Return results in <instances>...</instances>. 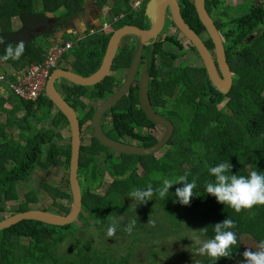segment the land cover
<instances>
[{
    "label": "trees",
    "instance_id": "16d2710c",
    "mask_svg": "<svg viewBox=\"0 0 264 264\" xmlns=\"http://www.w3.org/2000/svg\"><path fill=\"white\" fill-rule=\"evenodd\" d=\"M38 1L41 3L40 7ZM148 1L145 0L140 8L132 9L129 0H115L111 9L113 18L122 14L124 17L116 22L110 20L114 30L125 26L148 30L151 27L150 20L145 15ZM241 1L236 9H226L214 19L224 41L232 75V87L228 95L214 87L205 68H187L182 74H178L173 65L179 55L173 53L172 49H164L167 42L178 45L175 38L166 36L154 53L152 47L147 50L148 55L156 56L157 53L161 60L160 70L152 73L151 102L155 107H162L164 117L174 126L173 137L164 147L166 153L162 158L155 155L137 157L120 154L119 161L114 163L113 152L97 141L80 149L78 182L82 199L81 211L89 214L93 221L100 220L103 218L101 216H104L105 221L106 216L125 211L129 207L128 202L133 199L129 194L134 189L146 190L149 184L155 189L162 185L164 178L175 181L184 174H187L189 182L195 180V195L188 206L181 205L175 196V189L182 187V184L173 185L165 198L154 196L149 202L153 209L164 211L168 216L192 218V225L200 220V233L204 240L214 237V224L226 218L234 221L236 227L231 230L237 233L238 243L232 249V255L218 260L204 255L197 260L199 264H243L241 239L249 238L257 245L264 241V206H254L250 211L237 213L227 204L218 203L214 196L205 191V185L215 179L210 175L209 169L222 162L232 164V172L237 175L248 176L253 170L264 172V0ZM178 2L187 24L199 35L206 33L194 0ZM83 3L84 0H0V35L5 38V43L0 45V69L8 64L19 72L42 63L46 55L45 47L39 42L48 39L46 33L49 30H46L45 35L40 32L36 41L25 44V51L19 60L3 59L6 46L12 44L15 47L21 40L20 33L12 30V19L29 23L30 29L35 28L31 27L33 22L38 23L39 27H45L49 21L47 14H53L55 22L57 19L63 20L78 13ZM217 3L218 0H206V8L211 16V6ZM111 37L112 34L100 37L87 35L78 42L75 38H69L71 42H77L72 49L76 56L73 63L76 74L89 77L96 72ZM207 43L210 48H214L210 39ZM122 51L125 54L126 48ZM118 65L121 67L119 63ZM156 67L154 62L153 71ZM112 86L111 79L107 78L100 86L94 87L89 95L82 92L84 88L78 87L65 94L71 98L68 104L74 110L82 112L84 106L79 102V97L108 98L112 95ZM62 88L64 92L70 91L67 86L62 85ZM131 97L133 100L137 95ZM132 100L125 99L119 105V111H113L108 122L116 124L118 138L129 135L128 137H135V141L140 140L144 148L154 147L159 142L154 136H134V128H151L154 123L148 121L142 111L139 115H134V111L129 110ZM224 102L225 110H219L218 107ZM7 103L11 110L4 108ZM37 104H42L49 111V118L48 113L42 115L41 109H35L34 104L11 96L6 101L0 99V113L6 117L5 123L0 127V214L6 211L3 204L18 200L16 185L28 180L35 169L48 170L51 166H58L67 170L69 167L70 144L63 146L53 143L54 138L59 140L61 136L54 134L52 130L37 135L31 124L32 119L38 122L50 119L52 127L58 129L62 125L67 127L64 117L60 112L50 116L53 105L46 97L40 98ZM20 112L25 114L22 118H17L16 115ZM37 113H41L40 117ZM91 113L92 111L83 117L79 122L80 126L90 119ZM15 130L20 135L27 134L19 139L29 149L13 141ZM112 130L114 132V128ZM48 144L49 149L44 155L43 147ZM102 151L105 154L104 170L112 182L100 197L93 193L92 188L101 178L96 160ZM6 164L12 167L8 169ZM140 168L143 170L142 175L139 173ZM66 184L68 187V181ZM44 189L53 201L52 206L58 208L56 213L69 214L70 208L60 205L56 200L71 202L70 194L46 186ZM29 210L26 204H20L13 214ZM72 225L54 227L25 221L0 232V264H100L99 258L90 254L80 253L75 257L71 255V246L78 243L70 244L73 239ZM121 264H126L123 259Z\"/></svg>",
    "mask_w": 264,
    "mask_h": 264
},
{
    "label": "rangeland",
    "instance_id": "374dc122",
    "mask_svg": "<svg viewBox=\"0 0 264 264\" xmlns=\"http://www.w3.org/2000/svg\"><path fill=\"white\" fill-rule=\"evenodd\" d=\"M150 1L151 0H149L148 3ZM241 2V0H218L216 5L211 6L213 18L216 19L219 13L226 9H236ZM37 3L40 7V1ZM114 3L115 0H84L82 8L84 5H87V9L90 7L91 10H94L101 5L100 7L105 8L104 12L111 15L110 20L112 19L113 21H116V19H114L115 17L113 18L111 14V9ZM36 8H38L37 5ZM80 11L82 12V10ZM81 12L79 13L81 14ZM50 18L49 21L46 22L48 25L46 24L45 27H39L38 23L33 22L31 27L34 26L35 28L30 29V35L33 34V31L38 33L51 30L53 25L50 24L57 23L59 20L57 19L56 22H54V20ZM17 21L18 20L15 18L12 19V29L14 30L19 27V23L21 22L20 20L19 23ZM100 30L101 29L99 28H94L93 30L86 32L85 35H96L100 37L102 34ZM108 30L112 32L111 28ZM110 31L107 33H110ZM166 36H172L178 42V47H172L171 43L167 42L165 43L164 48L166 50L172 49L173 53L179 55L178 60H176L173 65V68L177 70L179 75L187 68H204L195 47L184 37L183 34L177 31V28L173 24H171L169 30L163 32L160 40L164 41ZM201 36L204 41L209 40L207 33H203ZM73 53V50L71 53H68L65 60H67ZM7 70L9 69H3V71ZM58 87L59 86H57V88ZM72 88L76 89V87L72 86L69 88L70 91L67 92V90H65V93H70ZM82 92L88 94L91 90L87 93L84 89ZM97 101L95 99H84L81 102L85 106V109H89L92 106L96 107L100 103ZM225 103L226 102L220 105L218 109L225 110ZM24 114V112H20L16 117L22 118ZM37 114L40 117L41 113ZM51 114L53 115L54 112H51ZM5 118V115L0 113V122H4ZM31 124L35 127L34 129L36 130L35 132L37 135H42L46 131L52 130L54 134H60L61 136V139L59 140L54 138L52 140L53 143L63 146L70 144L68 128L65 125L60 126L58 129H54L51 125L50 119L43 122H38L35 119H32ZM87 127L88 124L84 127L82 132V146L89 145L88 141L91 137V133ZM137 132L139 135H146V132L139 131V129ZM152 134L159 141L165 134V128L159 127L155 133ZM26 135V133L20 135V132L15 130L13 141L21 146H26L27 149H29V147L22 142L23 140L19 139L20 136L25 137ZM48 149L49 144L43 147L44 155ZM165 153L166 148L161 150L155 156L157 158H162ZM104 155L105 154H101L100 156H97V170L101 173V175H99L101 178L98 179L99 182H96L95 186L92 188L94 189L93 193L100 197L104 195L112 182V179L109 178L104 170ZM112 156L113 162L117 163L119 161L118 154L113 153ZM6 165L8 169L12 167L10 164ZM139 173L140 175L143 174L141 168L139 169ZM67 181L68 169L65 170L63 167L51 166L48 170H43L41 168L35 169L34 173L28 180L16 185L18 200L2 205V207L6 208V211L4 214H0V221L13 216V213L20 204H26L32 211L46 210L45 212L48 211V213L59 215L56 213L58 208L52 206L53 201L47 196L44 186L59 189L63 193L70 194L69 186L67 187L66 184ZM56 201L64 207L71 208L72 202H66L62 199ZM128 203L129 207H127L125 211L117 213L114 216H106L105 221L103 220L104 216H101L103 218H100L98 221H93L89 214L81 211L80 215L72 225L73 239L70 244H74L75 242L78 243L75 244V246H71L73 247L71 255L75 257V255L79 256L80 253L90 254L99 258L98 262L100 264H114L115 262L121 264L122 259L126 264H199L197 260L204 256L199 255L197 252V249L200 246V244L197 243V240H204L200 233L202 226L200 220L192 225V218L188 217L189 220L168 216L164 211H160L157 208L153 209V206L150 205L149 201L146 204H139L138 201L132 199ZM132 220L137 221L133 230L130 233L124 231L125 226ZM114 222H118L119 227L117 228L116 235L109 238L106 235L107 229ZM241 248L243 252L248 248L255 251L257 250V244L253 240L244 237L241 239Z\"/></svg>",
    "mask_w": 264,
    "mask_h": 264
},
{
    "label": "water",
    "instance_id": "95a60500",
    "mask_svg": "<svg viewBox=\"0 0 264 264\" xmlns=\"http://www.w3.org/2000/svg\"><path fill=\"white\" fill-rule=\"evenodd\" d=\"M205 3L206 0H194L195 9L200 21L205 27L209 39L213 43V50H211L202 37L187 24L182 16L178 0H151L145 10V15L150 20L151 27L148 28V30H143L134 26H125L114 31L107 43L101 67L94 75L83 77L71 71L63 70H55L51 74L46 83L44 92L45 97L64 117L69 130L70 161L68 167V183L72 202L70 212L65 216L38 210L18 213L0 221V232L25 221H33L47 226L66 227L73 224L80 215L82 207L81 190L78 182L79 156L81 149L80 126L76 113L57 91L55 84L62 81V85L65 87L73 86L78 88H92L101 84L109 76L113 61H115L124 38L134 37L139 44L132 72L123 88L104 101L95 110L91 120L94 138L104 148L116 154L146 157L158 154L172 139L174 126L167 119L158 115L152 108L148 95L147 80L141 82L139 98L145 116L155 125L165 128V134L161 140H159L158 144L151 148L132 147L109 140L99 130L102 116L126 96L133 82V70L137 68L136 66L138 65L144 48L148 46L150 42L159 38L169 19H171L172 24L195 47L214 87L222 94L228 95L232 87V75L228 67L224 41Z\"/></svg>",
    "mask_w": 264,
    "mask_h": 264
},
{
    "label": "clouds",
    "instance_id": "9594fccd",
    "mask_svg": "<svg viewBox=\"0 0 264 264\" xmlns=\"http://www.w3.org/2000/svg\"><path fill=\"white\" fill-rule=\"evenodd\" d=\"M114 19H117V18H114ZM111 29H112L111 34H113L115 30L112 25H111ZM4 43H5V38L2 35H0V45H3ZM24 51H25V41L21 39L16 43L15 47H13L12 44H8L6 46L5 48L6 54L4 55L3 59L5 61L9 59L19 60L20 57L23 55ZM68 53H70V51ZM102 61H101V64H102ZM101 64L99 68L101 67ZM58 67H59V64L51 72V74L55 70H59ZM98 69L96 70V72L98 71ZM71 72L75 73V70L72 69ZM93 88L94 87L84 88V89L87 91V93L89 90H91V92L88 93L89 95L93 92ZM56 89L57 91L60 89L62 90V94L60 95L64 99L66 94L63 91L62 85L59 86L58 88L56 87ZM44 92H45V89H44ZM43 97H45V93ZM92 99H95V98H92ZM38 105L39 104L35 105L34 107L36 109L40 108L42 111L41 113L43 115L46 113L49 114V111L47 112V110H45L42 104L40 106ZM53 107L51 109H53ZM51 112L52 111L50 110L51 117L58 113L57 110L54 111L53 115L51 114ZM232 167L233 165L228 162H222L216 165L215 167H211L209 169V172H210V175L213 176L215 179H214V182H208L205 185L206 193L211 196H214L218 203L223 204V205L227 204L228 206L233 208L237 213L243 210L250 211L254 206H258V205L264 206V172L253 170L249 173L248 176H243V175L233 174ZM177 184L183 185L182 187H177L175 189V196L178 198L179 203L184 206L190 205L191 200L193 196L195 195L194 189H196L197 184L195 180H193L192 182H189L187 174L178 176L175 179V181L164 178L162 180V185L158 188L154 189L152 185L149 184L146 190L145 189H134L133 191L130 192L129 195L131 198L138 201L139 204H146L148 201L152 200L154 196H158L159 198H162V199L165 198L169 193V189L172 188L173 185H177ZM136 223H137L136 220L130 221V223L125 226L124 231L130 233L133 230ZM118 227H119L118 222H114L108 227L106 235L109 238L114 237L116 235ZM235 227L236 225L234 221L228 218L224 219L222 222L214 224L215 235L213 238H209L203 241H200L199 239L197 240V243L200 244L199 248L197 249L198 254L206 255L214 260H218L221 257H224V258L230 257L232 255V249L238 243L237 233L231 230V229H234ZM204 231L206 232V228L204 229ZM243 257H244L243 264H264V241L259 242V244L257 245V250L255 251L250 248L245 250L243 252Z\"/></svg>",
    "mask_w": 264,
    "mask_h": 264
},
{
    "label": "flooded vegetation",
    "instance_id": "af4514ba",
    "mask_svg": "<svg viewBox=\"0 0 264 264\" xmlns=\"http://www.w3.org/2000/svg\"><path fill=\"white\" fill-rule=\"evenodd\" d=\"M171 24H172L171 19H169L167 21L166 25H165V29H164L163 32L169 30ZM177 31L180 32L178 29H177ZM163 32L160 34V36H159V38L157 40H155L153 42H150L149 45L144 48V50L142 52V56L139 59L138 65L136 66L137 68L133 70V82L131 83L130 88H129L126 96L121 101H119L114 107L110 108L101 118V121H100V124H99V130L101 131V133L106 138H108L111 141H114L116 143H121V144H124V145H128V146H132V147L144 148L143 147V143L140 140L135 141L136 140L135 137H128L129 136L128 135L125 138H118L117 129H115L116 128V124H114V123L111 124V123L108 122L109 120H111V118L113 116V111L114 112H118L119 111V105L122 104V102L125 99H130V101H131L132 100L131 99L132 95H137V98L132 100V105L129 107V110L134 111V115H139V113L142 111L139 95H140V89H141V82L144 81V80H147V83H148V95H149V100H150V104H151L152 108L156 111V113L158 115H160L161 117L165 118L164 115H163L162 107H155L153 105V103L151 102V97H150L151 84L153 83L152 73L155 74L156 70H158V69L160 70L161 60H160V57L157 55V53H156V56H155V54L148 55V51H147L150 47H152L153 53H154L155 52V48H159L158 46L162 42L160 39H161V36H162ZM175 41H176V39H175ZM207 41H205V42H206L207 46L209 47ZM138 45L139 44H138L136 38H134V37H126L122 41V43L120 45V48H119V51L117 53V56L115 58V61H113V64H112V67H111V70H110V74L107 77V78H110L111 81H112V85H113L112 86V95H114L115 93L120 91L123 88V86L126 83V81L128 80V78H129V76H130V74L132 72V67H133L134 62H135L136 57H137L136 54L138 52V47H139ZM172 46L173 47H176V46L178 47V45H175V44H173ZM125 48H126V51H125V54H123L122 53L123 52L122 49H125ZM210 49L213 50V48H210ZM154 62H156V66L157 67L153 71L152 64ZM118 63L121 65V67L118 65ZM99 86H100V84H99ZM96 87H98V85ZM110 97L103 98V99H97L98 101L97 100L96 101L100 102V103L96 107L92 106L89 109H85V106L81 102L82 100L87 99V98H85V97H79L78 98L79 102L84 106V111H82V112L77 110V109L76 110L73 109L74 112L77 115L78 122H81L83 120V117L86 116L87 114H89L92 111L90 119L86 123H84L82 126H80V124H79V126H80V137H81V147H89L92 144V142L97 141L94 138V133H93V129H92V126H91L92 125L91 124V120H92V117L94 115L95 110L104 101H106ZM64 100L67 103L68 102L70 103L71 98H68L67 96H65ZM148 121H150V120L148 119ZM87 124H88L87 128L90 130L91 137H90V139L88 141L89 145L88 146H82V142H83L82 132H83L84 127ZM66 125H67V122H66ZM159 127L160 128H164L162 126H157V125L154 124V127H151V128H147V127L134 128L133 133H134V136H139V134L137 132V130L139 129V131L146 132V135H140V136H148V135H152L153 136L152 133H155V131ZM67 128H68V125H67ZM113 128H114V132L112 130ZM68 132H69V130H68ZM117 138H118V140H117ZM101 153L104 154L103 151ZM118 155H120V154H118Z\"/></svg>",
    "mask_w": 264,
    "mask_h": 264
},
{
    "label": "crops",
    "instance_id": "0c3cea01",
    "mask_svg": "<svg viewBox=\"0 0 264 264\" xmlns=\"http://www.w3.org/2000/svg\"><path fill=\"white\" fill-rule=\"evenodd\" d=\"M104 9L105 8L99 6V8L91 10L90 7L87 9V5L86 6L84 5V7L80 9L82 10V12L79 10L78 13L74 14L72 17H68L64 20L58 19L59 21L57 23H52L51 25H53V27L51 28V30H49L48 34L46 33L48 39L46 41L39 42L40 45L42 44L45 47L44 49L45 54L49 50V48L52 47L54 44H60L68 41L71 42L72 38L82 39V37L84 38L86 36L85 35L86 32H89L94 28L101 29L100 30L102 32L101 35L111 34L112 32L108 30L111 28V23H110L111 15L107 14V12H104ZM79 12H81V14ZM111 14L113 16L112 12ZM47 15L49 16V18L51 17L50 19L55 18L53 17V14H47ZM17 22L19 23L20 21ZM29 27H30L29 23L20 22L19 27H17L16 30L12 29L13 31H18L20 33L19 34L20 38L25 41V44L31 43L32 41H36L40 33L33 31V34L30 35L31 31ZM108 31H110V33H107ZM45 32H43L44 35ZM69 38L71 39L69 40ZM36 44H38V42ZM73 54L67 60H65L67 55L63 58V60L59 63V67H58L59 70H63V71H72V69L75 70V67L73 66V63H75V59H76L75 52ZM6 68H8L9 70L3 71V69L6 70ZM13 71H15V69H13V67L8 64L1 66V72H2L1 74L11 73ZM62 84L63 82L59 81L55 84V86L56 87L61 86ZM58 91L60 94H62L61 89ZM8 97L9 96L4 91H0V99L6 101ZM4 108L7 110H11V106L8 103L4 104ZM54 108L55 107L51 109L52 112L56 111V109ZM48 118H49V114H48ZM3 123H5V120L4 122H0V127L3 126Z\"/></svg>",
    "mask_w": 264,
    "mask_h": 264
},
{
    "label": "built area",
    "instance_id": "2783aa9c",
    "mask_svg": "<svg viewBox=\"0 0 264 264\" xmlns=\"http://www.w3.org/2000/svg\"><path fill=\"white\" fill-rule=\"evenodd\" d=\"M145 0H129L132 9H138ZM124 15L119 18L123 19ZM80 39H76L78 42ZM54 44L46 52L42 63L31 65L19 72L0 74V91L8 96L34 105L44 96V89L51 72L58 66L63 57L73 49L77 42Z\"/></svg>",
    "mask_w": 264,
    "mask_h": 264
}]
</instances>
